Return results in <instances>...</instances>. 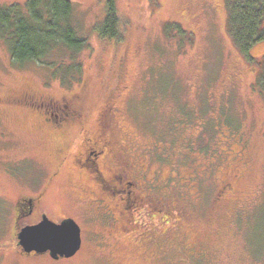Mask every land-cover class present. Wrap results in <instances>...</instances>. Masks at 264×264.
I'll return each instance as SVG.
<instances>
[{
  "label": "rangeland",
  "instance_id": "rangeland-1",
  "mask_svg": "<svg viewBox=\"0 0 264 264\" xmlns=\"http://www.w3.org/2000/svg\"><path fill=\"white\" fill-rule=\"evenodd\" d=\"M71 1L73 23L88 43L78 53L53 51L48 63L14 62L0 37V264H31L11 260L17 246L14 199L31 194L57 167L53 134L6 98L30 89L59 97L80 86L86 124L93 126L100 108L114 103L115 139L124 138L129 156L163 173L166 195L159 203L165 222L146 215L141 227L122 237L120 257L116 242L98 246L86 231V209L93 212L95 204L84 208L71 198L82 194L83 179L67 162L62 177L49 182L42 210L53 221L67 217L82 226L83 247L69 258L42 256L37 264H264V89L257 84L264 40L252 45L249 56L234 44L228 32L231 0H116L119 40L103 39L95 30L105 0ZM76 137L75 129L67 135L69 149ZM233 171L238 176L230 178L231 202L212 205ZM175 198L189 203L179 222ZM157 235L167 239L162 262ZM191 239L200 243L198 254L187 249Z\"/></svg>",
  "mask_w": 264,
  "mask_h": 264
},
{
  "label": "flooded vegetation",
  "instance_id": "flooded-vegetation-1",
  "mask_svg": "<svg viewBox=\"0 0 264 264\" xmlns=\"http://www.w3.org/2000/svg\"><path fill=\"white\" fill-rule=\"evenodd\" d=\"M80 88L82 90L84 87L80 86ZM81 90L53 97L48 93L30 89L22 91L20 94L9 95L6 98L8 102L17 103L36 115L37 119L53 134L57 154V167L47 173L40 186L31 194H20L14 199L11 211V229L17 238V233L22 227L19 225L21 219L35 214V218L26 224L30 225L38 223L43 216L49 218L47 213L42 210L49 182L61 178L63 165L70 162L83 179L82 194L76 195L75 193V195H71V198L81 207L85 208L91 205L92 208L95 204V208H97H93V212L86 209L90 220L89 224L87 223L88 230H85L93 236V241L98 246H105L108 240L116 242L120 257L124 254L121 247L122 237L127 231L142 226L140 222L146 215L152 217V221L158 219L160 224L165 222L159 202L165 199L166 180L163 173L151 168L142 159H133V156H129L127 153L128 142L124 138L122 140L115 139L113 129L118 107L114 103L111 102L100 108L94 118L93 126L86 124V107L82 101ZM73 129L76 130L77 137L72 148L69 149L70 142L67 135ZM237 176L238 173L234 171L228 174L229 179L222 181L221 186L212 197V205L223 201L231 202L228 196L235 190L231 185L230 178ZM171 200H176L172 205L179 210L176 214V221L179 222L182 217L178 218V216L189 212V203L184 204V201L178 198ZM105 201L109 202L106 204ZM110 202L112 206H110ZM233 204H236L235 199H233ZM180 226L182 230L181 242H183L186 239V236L183 235L184 224ZM79 227L82 235L83 228L80 225ZM161 236L157 235L153 241L159 247V259L162 262L165 259L162 251L167 252L165 251L167 239L162 241ZM133 239L135 241V237ZM144 240L148 241L146 238ZM15 242H17V246L10 253L11 260H15V262L26 261L37 264L44 262L42 256L53 259L49 252H25L18 244V239ZM82 242L81 237L79 250L83 247ZM140 243L141 238H138L136 244L141 245ZM187 249L191 250L192 255L198 254L201 250L199 241L191 239ZM19 255H22L23 258H20ZM121 263L126 264L124 261Z\"/></svg>",
  "mask_w": 264,
  "mask_h": 264
},
{
  "label": "trees",
  "instance_id": "trees-1",
  "mask_svg": "<svg viewBox=\"0 0 264 264\" xmlns=\"http://www.w3.org/2000/svg\"><path fill=\"white\" fill-rule=\"evenodd\" d=\"M73 11L71 0L0 4V37L8 44L12 60L42 62L53 51L76 54L87 48V41L78 34L73 23ZM95 30L103 39H121L122 24L116 0H105V15ZM228 32L234 44L249 56L252 45L264 40V0H231ZM261 62L257 84L264 89V56ZM71 66L78 68L79 65Z\"/></svg>",
  "mask_w": 264,
  "mask_h": 264
},
{
  "label": "water",
  "instance_id": "water-1",
  "mask_svg": "<svg viewBox=\"0 0 264 264\" xmlns=\"http://www.w3.org/2000/svg\"><path fill=\"white\" fill-rule=\"evenodd\" d=\"M23 251L49 252L53 259L71 257L81 247V231L72 218L55 222L46 216L35 224L24 225L17 233Z\"/></svg>",
  "mask_w": 264,
  "mask_h": 264
}]
</instances>
